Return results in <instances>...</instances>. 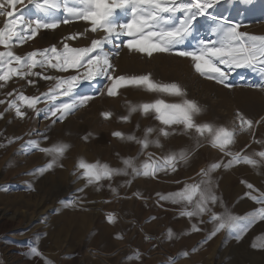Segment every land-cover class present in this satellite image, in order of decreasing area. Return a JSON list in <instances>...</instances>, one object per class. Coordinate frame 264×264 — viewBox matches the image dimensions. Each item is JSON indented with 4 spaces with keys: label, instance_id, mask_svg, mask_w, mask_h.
Wrapping results in <instances>:
<instances>
[{
    "label": "rangeland",
    "instance_id": "obj_1",
    "mask_svg": "<svg viewBox=\"0 0 264 264\" xmlns=\"http://www.w3.org/2000/svg\"><path fill=\"white\" fill-rule=\"evenodd\" d=\"M16 10L23 11L27 18H45L36 3L29 0L17 4ZM209 12L229 22L241 23L240 31L264 35V0H220ZM54 14L60 19L65 17L63 0L61 9L54 10ZM3 23L4 17H0V26ZM211 24L209 16L198 17L194 38L179 46V50H193L199 39L209 38ZM88 27L86 22L70 18L69 23H61L54 30H41L33 40L15 45L12 50L24 55L52 45L62 47L63 38L76 33L84 35L66 42L73 47L89 46L92 39L101 38L103 33L85 32ZM104 51L110 54L114 76L150 74L153 81L178 84L186 98L194 100L202 109L195 117L197 123L236 128L235 142L229 150L233 153L243 150L242 154L258 163L251 166L241 162L224 167L231 157L211 147L194 130L185 134L182 126L176 125L170 129L173 134L167 138L160 136L159 129L163 126L154 113L144 115L137 111L128 121L121 120L120 117L129 114V103L138 105L156 98L175 103L183 98L150 93L135 86L121 88L118 95L108 96L107 85L111 81L104 78L81 80L75 92L93 98L63 121L53 123L54 117L46 118L47 105L43 102L37 108L45 111L37 115L25 106L22 111L26 115L19 118L14 110L4 112L7 102L17 95L14 92L9 97L7 93L17 89L28 96H41L55 81L14 77L0 88V100L5 101L0 104V113H3L0 117V264H264V248L253 247L254 243H264V221H257L239 240L227 229L208 238L219 223L209 222L210 213L189 219L180 215L186 202L174 204L171 199H161L183 190L186 184L210 179V185L205 183L201 187H210L217 197L215 204L209 203L212 212L244 216L264 207L250 198L264 193V160L254 155L264 151V120H261L264 75L247 68L236 69L229 72L225 82L232 86L225 87L201 77L194 71L190 58L175 52L154 53L149 57L123 46L115 49L112 45H106ZM80 70L82 74L84 70ZM34 71L61 77L77 74L71 69L66 73L40 68ZM28 79L35 83L29 84ZM45 99L41 96L42 101ZM67 99L59 97L57 102ZM238 111L254 122L253 128L239 130ZM103 112H111L112 116L105 119ZM255 121L261 122L255 124ZM147 128L154 129L148 139H159L161 146L150 143L145 149L136 141L112 135L120 131L125 136L142 139ZM30 140L39 142L41 147L59 142L70 147L56 166L41 174L35 170L51 157L38 150L26 153ZM181 150L191 153L187 162L179 161L175 171L161 169L155 176L133 175L128 169L127 176L116 175L111 180L88 185L82 170L76 167L80 159L89 163L99 161L112 168H123L125 158H133L137 167L146 161L163 164L164 156ZM213 163L222 166L208 176L198 175L202 168L207 169ZM249 183L255 191L247 187ZM109 214L113 216L112 222L108 220ZM193 223L201 230L192 231ZM169 229L173 233L171 238ZM151 236L153 241L148 240ZM32 247L40 255L33 254ZM184 252L188 255L183 256Z\"/></svg>",
    "mask_w": 264,
    "mask_h": 264
},
{
    "label": "snow or ice",
    "instance_id": "obj_2",
    "mask_svg": "<svg viewBox=\"0 0 264 264\" xmlns=\"http://www.w3.org/2000/svg\"><path fill=\"white\" fill-rule=\"evenodd\" d=\"M36 3L39 10L44 13L45 18H27L23 11H17L16 5L23 3V0H0V17H4L3 26H0V88L6 86L7 82L14 77L27 79L29 77H42L45 80L55 81L41 96L46 98L41 100V96H28L22 91L14 89L8 92L7 96L15 99L7 102L4 112L14 110L15 115L24 118L26 113L22 107L28 108L39 115L44 109L37 108L39 103L47 105L46 118L54 117L53 123L57 120L63 121L76 108L82 107L92 99L89 95H78L75 89L81 80L93 81L97 78H104L111 81L107 85V95L116 96L119 89L135 86L142 87L150 93H157L168 96L182 97L181 102L169 103L163 98H156L151 102H144L138 105L129 103V114L120 117L123 121H128L134 112H141L144 115L155 114V119L163 126L159 129V135L167 138L173 126L180 125L185 134L194 130L198 137L206 139L211 147L218 149L226 156L231 157L224 167L232 164L244 163L256 166L258 161L242 151L231 152L229 146L235 142L237 134L236 128H226L215 126L208 122L197 123L195 117L202 111L201 107L194 101L186 98V93L176 83H159L153 81L149 75L139 76H114L115 71L110 62V54L105 52L106 45H112L119 49L121 46L130 52H137L151 57L154 53L175 52L181 57L190 58L193 62V69L201 77L231 87L226 82L230 71L240 68H247L258 71L264 75V35H252L240 31L242 24L229 22L224 17H216L209 12L220 0H63V11L66 14L63 19L54 14V10L61 9V0H29V3ZM71 4L72 6H69ZM12 9V10H10ZM209 16L213 21L210 25L209 38L198 40V46L193 50H179V46L184 45L190 38L195 36V21L198 17ZM82 20L89 24L85 32H102L99 39H92L91 44L85 47H73L66 41L76 40L84 33L70 34L62 40V47L52 45L43 49H35L24 55L16 54L12 48L15 45H22L26 41L33 40L41 30H54L61 23H69V19ZM214 36L215 39L211 37ZM125 38L121 40V38ZM119 54L118 52L116 53ZM223 66V67H221ZM55 69L57 72L66 73L70 69L76 70V75L67 77L42 75L40 71L34 69ZM83 69V73H80ZM227 69V71L225 70ZM29 84L35 81L28 79ZM59 97H67V101L57 102ZM0 100V104H4ZM3 113H0V117ZM102 116L108 119L111 112H103ZM241 132L253 128L254 122L245 118L239 111L236 113ZM264 120V117H261ZM261 121H255L259 124ZM154 131L147 128L144 138L138 139L133 135L125 136L120 131L112 133L114 137L136 141L142 148H147L150 143L161 146L159 139L150 141L148 135ZM87 137H85L86 139ZM16 139H20L17 137ZM47 140V137H44ZM11 142V141H10ZM199 144V141H198ZM66 143H54L48 147H41L39 142L30 140L27 142L25 152L38 150L51 159L42 167L35 171L44 173L56 166L69 149ZM151 155V154H149ZM264 160V151L254 154ZM191 153L181 150L164 156L163 164L156 161L144 162L140 167L133 163V158L122 160L123 168H112L106 163L86 162L80 159L76 167L82 170V177L86 179L88 185L99 183L101 180H111L116 175H129L131 169L133 175L155 176L161 169L176 170L179 161L187 162ZM62 166V165H61ZM222 165L213 163L209 168L200 170L198 175L208 176L209 173ZM127 183H130L128 181ZM211 184L201 181L198 184H186L184 189L168 196H161V199H171L172 203L186 202L180 215L188 217H200L205 213H210L209 222L217 223L208 238L215 236L222 229H227L230 234H234L239 240L257 221H264V207H260L244 216L232 215L228 212L217 214L212 212L209 203L215 204L217 197L212 193L210 187H201V184ZM249 189L252 184H247ZM79 191H83L80 189ZM113 192L116 189H112ZM250 195V193H246ZM256 203L264 205V193L260 196L250 195ZM71 204V201H67ZM109 222L113 221V216L108 215ZM203 221H201L202 223ZM192 231H200L197 224L191 225ZM173 235L172 230H168V237ZM116 238H121L117 236ZM253 247L264 248V243L253 244ZM195 251V249H193ZM31 252L40 255L36 247L31 248ZM187 256L188 253H182ZM139 252L137 250V258ZM131 259V257H129Z\"/></svg>",
    "mask_w": 264,
    "mask_h": 264
},
{
    "label": "bare ground",
    "instance_id": "obj_3",
    "mask_svg": "<svg viewBox=\"0 0 264 264\" xmlns=\"http://www.w3.org/2000/svg\"><path fill=\"white\" fill-rule=\"evenodd\" d=\"M84 22V21H83ZM81 25V24H80ZM71 26V25H70ZM77 26V25H76ZM81 30H82V28H81ZM64 33V32H63ZM98 33V32H97ZM84 39V38H83ZM45 40V39H44ZM85 40V39H84ZM124 59V58H123ZM125 61V60H124ZM123 63V62H122ZM120 64V63H119ZM123 66V65H122ZM146 70V69H145ZM81 71V70H80ZM81 83V82H80ZM94 83V82H93ZM54 85V84H53ZM28 110V109H27ZM117 127V126H116ZM15 138V137H14ZM11 140H13V139H11ZM56 168V167H55ZM62 175V174H61ZM59 178V177H58ZM234 186V185H233ZM23 214V213H22Z\"/></svg>",
    "mask_w": 264,
    "mask_h": 264
},
{
    "label": "built area",
    "instance_id": "obj_4",
    "mask_svg": "<svg viewBox=\"0 0 264 264\" xmlns=\"http://www.w3.org/2000/svg\"><path fill=\"white\" fill-rule=\"evenodd\" d=\"M148 240H152L153 241L154 240V237H152V236L151 237H148Z\"/></svg>",
    "mask_w": 264,
    "mask_h": 264
}]
</instances>
